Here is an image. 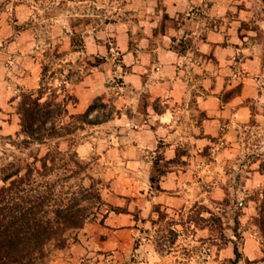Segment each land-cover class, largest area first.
<instances>
[{
	"label": "rangeland",
	"instance_id": "1",
	"mask_svg": "<svg viewBox=\"0 0 264 264\" xmlns=\"http://www.w3.org/2000/svg\"><path fill=\"white\" fill-rule=\"evenodd\" d=\"M127 5L123 0L0 3V171L45 153V147L21 143L25 136L16 111L25 94L56 99L69 116L95 104L90 119L103 123L134 107L116 104L117 96L129 91L123 64L127 44L141 34H134L137 21L124 10ZM192 13L165 17L163 29H198ZM119 23L129 29H112ZM245 28L239 29L245 45L241 62L210 76L211 135L202 130L203 115L193 113L198 121L193 135L174 144L156 138L138 145L128 139L129 130L105 140V132L97 130L103 123L81 126L72 136L88 170L67 186L75 189L84 176L85 186L91 179L99 182L103 201L115 210L103 225L101 214L94 223H107V233L121 235L118 248L96 257L99 264H264V241L254 222L264 186V28ZM173 41L175 51L188 57L183 70L192 73V40L177 35ZM203 78L189 80L194 94L204 90ZM186 105L198 107L195 99Z\"/></svg>",
	"mask_w": 264,
	"mask_h": 264
},
{
	"label": "crops",
	"instance_id": "2",
	"mask_svg": "<svg viewBox=\"0 0 264 264\" xmlns=\"http://www.w3.org/2000/svg\"><path fill=\"white\" fill-rule=\"evenodd\" d=\"M123 1L128 4V9L124 10H129V17L136 18L137 22L132 23L134 34L136 31L141 34L139 33L137 41L133 39L135 43L132 46L127 44L128 52L123 58V64L127 67L124 84L128 85L129 91L117 96L116 104L120 108L127 103L134 107L128 114V108L124 107L119 116H113L109 122L97 127V130L105 132L102 135L105 140L107 138L114 141L118 134L129 130L128 139L138 145L152 143L156 138L174 144L179 140L190 139L186 136L193 135L195 124H198L197 120H193L195 113L203 115L202 130L205 135H211L210 128L215 119V99L213 92L210 96V76L213 72L216 76L217 70L221 71L233 62H241L240 57L245 48L242 42L244 37L239 32L241 26L246 27L245 29L249 26L251 29L264 28V18H260V0ZM189 9L195 10L196 14L192 13V23L198 29H163L165 17L178 19ZM119 11L122 12L120 9ZM231 13L232 17L229 18ZM194 18L199 21L194 22ZM112 29H129V26L119 23ZM190 30L192 33L188 35ZM177 35L183 41L192 40V49L195 51L192 62L196 64L193 65L195 68L192 73L183 70L185 56L175 51L173 38ZM190 53L191 50L187 55L191 56ZM201 75H204V90L194 94V86L190 81ZM94 98L89 99L87 106ZM142 98L146 101V106ZM192 99L197 102L195 110L186 105ZM156 108L160 110L157 112ZM222 110L226 109L222 107ZM139 117H143L140 124ZM132 130L135 132H131ZM106 226L107 223L104 227L97 223L86 225L69 240L64 250L51 255L49 264H99L96 257L118 248L121 240L118 233H107Z\"/></svg>",
	"mask_w": 264,
	"mask_h": 264
},
{
	"label": "trees",
	"instance_id": "3",
	"mask_svg": "<svg viewBox=\"0 0 264 264\" xmlns=\"http://www.w3.org/2000/svg\"><path fill=\"white\" fill-rule=\"evenodd\" d=\"M42 100L41 94H25L16 112L25 136L21 143L27 148L45 147L44 155H32L31 162L0 171V264H49L51 255L64 250L76 233L100 214L103 225L115 210L103 201L99 182L91 179L89 186L84 185L88 176L75 189L67 186L88 170L74 149L72 136L81 126L104 122L90 119L96 105L69 116L65 105L56 99ZM62 143H66L65 150ZM151 183L159 182L151 179ZM103 209L107 210L102 213ZM254 222L264 241V186Z\"/></svg>",
	"mask_w": 264,
	"mask_h": 264
},
{
	"label": "built area",
	"instance_id": "4",
	"mask_svg": "<svg viewBox=\"0 0 264 264\" xmlns=\"http://www.w3.org/2000/svg\"><path fill=\"white\" fill-rule=\"evenodd\" d=\"M187 61V58H183V62Z\"/></svg>",
	"mask_w": 264,
	"mask_h": 264
}]
</instances>
